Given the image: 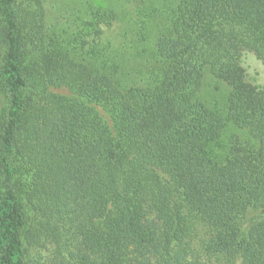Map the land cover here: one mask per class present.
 I'll return each mask as SVG.
<instances>
[{"label":"trees","instance_id":"trees-1","mask_svg":"<svg viewBox=\"0 0 264 264\" xmlns=\"http://www.w3.org/2000/svg\"><path fill=\"white\" fill-rule=\"evenodd\" d=\"M247 54L264 0H0V264H264Z\"/></svg>","mask_w":264,"mask_h":264},{"label":"rangeland","instance_id":"rangeland-1","mask_svg":"<svg viewBox=\"0 0 264 264\" xmlns=\"http://www.w3.org/2000/svg\"><path fill=\"white\" fill-rule=\"evenodd\" d=\"M106 1L111 2L112 0ZM46 2L49 7L54 5L57 8H61L63 6L64 0H46ZM128 6L131 8V6L128 4H124L123 6H121V4L118 5L122 13H125L124 10H127ZM243 63L246 69L247 78L252 82L264 86V65L251 54L245 55Z\"/></svg>","mask_w":264,"mask_h":264}]
</instances>
